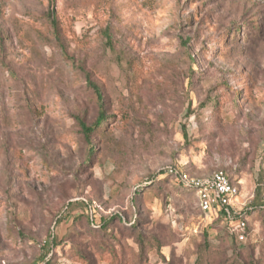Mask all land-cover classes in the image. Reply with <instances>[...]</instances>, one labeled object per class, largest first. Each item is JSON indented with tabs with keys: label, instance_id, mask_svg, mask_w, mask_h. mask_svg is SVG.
Segmentation results:
<instances>
[{
	"label": "rangeland",
	"instance_id": "obj_1",
	"mask_svg": "<svg viewBox=\"0 0 264 264\" xmlns=\"http://www.w3.org/2000/svg\"><path fill=\"white\" fill-rule=\"evenodd\" d=\"M169 167L264 194V0H0V264H264Z\"/></svg>",
	"mask_w": 264,
	"mask_h": 264
},
{
	"label": "built area",
	"instance_id": "obj_2",
	"mask_svg": "<svg viewBox=\"0 0 264 264\" xmlns=\"http://www.w3.org/2000/svg\"><path fill=\"white\" fill-rule=\"evenodd\" d=\"M166 173L178 181L183 187L193 189L197 195L199 207L204 214H213L216 217L232 223L229 232L239 242L246 241L247 214L252 210L251 201L246 205H239L236 197L237 188L232 184L227 174L221 170L210 176L196 177L176 168L169 167ZM264 206V194L261 196Z\"/></svg>",
	"mask_w": 264,
	"mask_h": 264
},
{
	"label": "trees",
	"instance_id": "obj_3",
	"mask_svg": "<svg viewBox=\"0 0 264 264\" xmlns=\"http://www.w3.org/2000/svg\"><path fill=\"white\" fill-rule=\"evenodd\" d=\"M52 17H53V15H52ZM51 23L54 24V19H51ZM84 77H85V81H86L87 85L92 89V91H93V93H94V95L96 97L98 106H99V115H98V117L96 118V120L94 121V123L92 125L86 126L84 123L79 122V126H80V128L82 130L83 137H84L85 141L88 142L89 141L90 134L94 131V129H98L100 127V125L105 121V116H104V112L102 110V108H103V106H102L103 101H102V95H101V92H100L99 88L95 84H93V83H91L89 81L88 74H85ZM92 153H93V150L92 149H89V154H92ZM83 164L85 165L86 164V161ZM173 168H176V167H173ZM176 169L180 170L179 168H176ZM180 171H182V170H180ZM182 172H186V171H182ZM165 174H166V176H168L171 179H173V177L170 176L169 174H167L166 172H165ZM173 180L175 182H177L182 188H184V189H186V190L194 193L195 196H196V198H197V195H196V193H195V191L193 189H189V188L183 187L178 181H176L175 179H173ZM262 194L263 193L257 194V196L255 198H252L251 203H250V205L252 206V210L247 214V216L249 214H252V213H255V212L264 213V206H263V203L261 202V196H262ZM197 203H198V208L201 211V209L199 207L198 198H197ZM209 215L213 216L216 219L218 218L217 220L222 221L225 224L226 230L228 229V231H229V228L231 227L232 223L227 222V221L223 220L222 218L216 217L213 214H209ZM86 220L88 222V225L92 229L93 228L96 229V228H99V227L102 226V223L100 221H98V220L95 219L94 214H87L86 213ZM121 222H122V224L125 227H132V225L134 224V223H126V222H124L122 220H121ZM245 222H246V219H245ZM245 234H246V237L249 236V229H248V226H247V222H246ZM228 235L232 236V238L235 241H238L236 239V237L233 234H231L230 232L228 233Z\"/></svg>",
	"mask_w": 264,
	"mask_h": 264
}]
</instances>
